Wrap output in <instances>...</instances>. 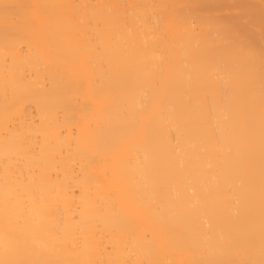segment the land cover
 I'll list each match as a JSON object with an SVG mask.
<instances>
[{
  "label": "bare ground",
  "instance_id": "bare-ground-1",
  "mask_svg": "<svg viewBox=\"0 0 264 264\" xmlns=\"http://www.w3.org/2000/svg\"><path fill=\"white\" fill-rule=\"evenodd\" d=\"M3 4L0 260L260 259L264 0ZM236 6L253 55L190 28Z\"/></svg>",
  "mask_w": 264,
  "mask_h": 264
},
{
  "label": "snow or ice",
  "instance_id": "snow-or-ice-1",
  "mask_svg": "<svg viewBox=\"0 0 264 264\" xmlns=\"http://www.w3.org/2000/svg\"><path fill=\"white\" fill-rule=\"evenodd\" d=\"M4 9L2 19L5 24L12 20L9 9L13 7H20L19 5H9L3 4L0 6ZM235 15L239 18L238 24H233L230 20V17ZM251 24V18L247 15L244 9L241 6H236L235 11L229 12L228 14L218 13L216 16H212L206 19V21L197 25L192 23L190 25L191 30L195 31L197 28L200 29L201 35H213L215 38H226V42L231 47L237 49L240 52L245 53L246 55H253V52L250 48L243 47V26H249ZM261 30L264 31V23L261 25ZM262 142H264V112H262ZM11 191V186L7 183V177L5 182V200L4 205L7 209L9 204L8 194ZM193 194H195V189H192ZM5 252L8 251L7 240L4 242ZM239 254V253H238ZM0 264H20L18 261H12L8 259L0 260ZM208 264H264V182H262V219H261V232H260V259L256 260L253 258L240 259L236 261H209Z\"/></svg>",
  "mask_w": 264,
  "mask_h": 264
}]
</instances>
